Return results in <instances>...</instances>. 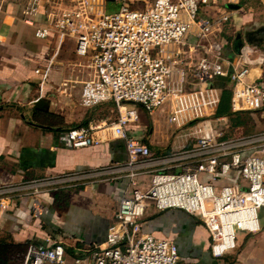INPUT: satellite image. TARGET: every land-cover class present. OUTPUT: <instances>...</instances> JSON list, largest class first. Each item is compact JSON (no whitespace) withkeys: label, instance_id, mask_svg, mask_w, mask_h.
<instances>
[{"label":"built area","instance_id":"obj_1","mask_svg":"<svg viewBox=\"0 0 264 264\" xmlns=\"http://www.w3.org/2000/svg\"><path fill=\"white\" fill-rule=\"evenodd\" d=\"M136 3L141 8H131ZM217 3L27 1L21 21L34 26L37 38L53 37L56 41L47 63L34 69L39 79L37 98L43 93L59 47L66 39H73L75 54L86 58L89 69L82 81L80 104L86 108L109 104L115 117L98 125L69 128L67 138L73 148L122 139L127 158L121 169L126 172L128 188L118 200L103 243L88 244L78 255L70 256L61 242L30 241L19 264H186L173 238L143 231L149 207L157 211L179 209L196 217L207 231L214 258L236 247L237 232L261 230L264 134L219 140L220 133L209 123V117L216 112L221 92L212 82L223 76L231 92L230 111L258 112L264 121V76L261 73L249 80L254 46L243 45L236 63L226 60L222 33L231 10L223 7L215 15L204 13L205 7ZM40 11L45 19L37 23L35 16ZM255 61L263 65V55L259 53ZM141 112L164 127L159 132L167 133L170 126L178 130L197 128L196 144L174 151L171 158L155 156L138 132ZM216 120L224 121V117L216 116ZM182 159L195 164L179 172L156 169L147 184L141 183L145 169ZM232 172L237 177L233 178ZM103 173V169L68 172L33 185L55 186ZM221 179L227 181L220 184ZM7 208L6 199L0 198V214Z\"/></svg>","mask_w":264,"mask_h":264},{"label":"crops","instance_id":"obj_2","mask_svg":"<svg viewBox=\"0 0 264 264\" xmlns=\"http://www.w3.org/2000/svg\"><path fill=\"white\" fill-rule=\"evenodd\" d=\"M27 1L0 3V198L8 202L7 210L0 214V264H14L15 254L8 245L15 243L61 242L70 253L79 252L88 244L103 243L118 200L128 188L126 172L121 169L127 158L122 139L110 138L97 146L73 148L66 129L56 127L54 112L48 106L43 110L32 109L39 92L34 69L47 63L55 50L46 56L48 43L53 41L56 47V41L53 37L37 38L34 26L21 21ZM41 1L44 4L46 0ZM212 6L204 13L215 15L223 7L231 10L225 33L234 36L226 41V60L236 63L243 45L254 46L256 51L250 52L253 61L248 77L255 80L261 73L264 76V64L255 61L259 53L264 57V0L230 3L218 0ZM44 19L41 11L35 16L37 23ZM248 33H254L262 41L247 42ZM226 84L229 88V83ZM236 116L233 113L221 116L228 120L225 128ZM189 133L197 135V128H191ZM186 134H180L179 140ZM97 169H103L104 173L70 181L58 188L33 185L68 172ZM150 173L147 170L141 174L142 184L149 182ZM232 176L237 177V173L232 172ZM226 181L221 179L219 183ZM142 229L173 238L180 256H187L186 264H212L214 257L208 249L207 231L196 217L183 210L157 211L149 207ZM260 233H264V225Z\"/></svg>","mask_w":264,"mask_h":264},{"label":"rangeland","instance_id":"obj_3","mask_svg":"<svg viewBox=\"0 0 264 264\" xmlns=\"http://www.w3.org/2000/svg\"><path fill=\"white\" fill-rule=\"evenodd\" d=\"M141 8V5L136 3L131 8ZM210 8H213L210 7ZM205 7L204 10L210 9ZM113 9V8H112ZM228 22L224 23L226 26ZM225 42L231 39L234 34L225 33V27L222 33ZM49 49L46 56L51 55L55 48V43H48ZM153 56V53H152ZM87 60L84 57H79L74 52V40L68 39L63 42L58 49V53L53 59L52 75L44 85V91L41 97L48 101V107L54 112L56 127L69 129L80 125L82 121L87 123L83 126L98 125L103 121H110L115 117V111L109 104H103L94 108L83 107L80 102V90L82 81L88 76V69L85 66ZM50 73V74H51ZM228 88V85H225ZM229 89V88H228ZM39 95V93H38ZM237 116L232 118L231 125L225 128L227 121L216 120L215 114L209 117V123L219 131V140L243 137L252 138L264 134V121L258 112H238L233 113ZM240 115H242L240 118ZM139 126V135L145 143L151 144L152 153L155 156L162 158H171L174 151H183L187 148H192L196 144V135L190 134L191 128L184 127L180 130L170 126L167 128V133L158 132L164 127L153 123L148 114L141 112ZM187 133L183 139L178 138L180 134ZM257 144V143H255ZM254 145V144H253ZM194 162L188 159L171 160L162 164L151 166L145 170L155 171H183L188 165L194 166ZM151 174V173H150ZM55 184V188L61 185ZM144 219V218H143ZM260 226L264 225V208L259 211ZM264 233H245L237 232V245L235 248L227 251L220 258H212V264H264ZM27 243H15L8 246L9 251L14 252L15 261L19 262L22 258ZM208 249H210L208 247ZM206 252H208L206 250ZM79 252H72L70 256L78 255ZM187 257V256H183Z\"/></svg>","mask_w":264,"mask_h":264},{"label":"trees","instance_id":"obj_4","mask_svg":"<svg viewBox=\"0 0 264 264\" xmlns=\"http://www.w3.org/2000/svg\"><path fill=\"white\" fill-rule=\"evenodd\" d=\"M226 82H227L226 78L223 79L222 77H218L215 80H213L214 86L221 89V92H220V102H219L218 107H217L216 112H215V115L216 116H225V115H228L229 116V115L232 114V112L230 111V105H229L231 92L225 86L226 85ZM86 123H87V121L84 120V121L81 122L80 125H77V126H74V127L83 126V124H86ZM66 130H68V129H66ZM29 242H27V244ZM8 246H10V245H8ZM3 247H6V245H3Z\"/></svg>","mask_w":264,"mask_h":264},{"label":"water","instance_id":"obj_5","mask_svg":"<svg viewBox=\"0 0 264 264\" xmlns=\"http://www.w3.org/2000/svg\"><path fill=\"white\" fill-rule=\"evenodd\" d=\"M249 34V35H248ZM246 34L247 42L250 43H260L262 41L261 37L254 36V33H248ZM240 34L237 35V38H239ZM212 85L214 86L213 82ZM215 87V86H214ZM217 88V87H216ZM48 106V101L44 100L42 97L37 98L33 103V110H43Z\"/></svg>","mask_w":264,"mask_h":264}]
</instances>
